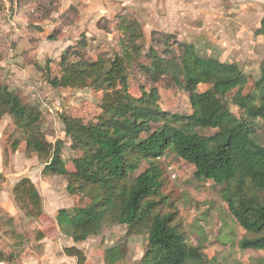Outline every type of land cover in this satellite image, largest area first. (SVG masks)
I'll list each match as a JSON object with an SVG mask.
<instances>
[{
    "label": "trees",
    "instance_id": "16d2710c",
    "mask_svg": "<svg viewBox=\"0 0 264 264\" xmlns=\"http://www.w3.org/2000/svg\"><path fill=\"white\" fill-rule=\"evenodd\" d=\"M132 12L124 6L112 18L119 47L112 58L99 55L89 60L77 54L73 59L66 53L69 63L61 73L47 76L53 88H83L90 83L102 94L97 121L61 115L71 149L80 152L72 159L73 169L66 167L61 142L53 145L45 138L39 110L24 104L0 81V116L13 118L26 147L43 160L42 173L63 176L69 195L88 199L85 205L58 209L59 231L80 242L110 225H124L127 236L146 233L147 248L137 264L210 262L203 244L186 241L178 209L160 210L169 197L163 193L159 159L171 152L193 166L195 177L220 186L228 211L246 232L238 241L239 249L264 251V145L250 137L248 122L238 121L218 97L236 90L232 104L245 109L248 118L260 119L264 128V50L260 76L253 89L243 94L240 91L249 77L236 64L203 57L191 42L180 41L173 33L152 30L145 53L149 63H140L143 46L134 42ZM254 33L264 42V15ZM138 75L151 86L134 96L128 90L129 77ZM162 79L188 94L191 113L161 109L156 83ZM200 84L211 88L200 92ZM199 129L213 132L203 134ZM12 193L27 217L42 215V197L30 178H20ZM168 206L173 208V203ZM6 220L11 227L12 217ZM63 253L75 257L76 264L86 261L74 245L64 247ZM123 254L119 245L106 248L104 264L118 263ZM11 258L0 253V261Z\"/></svg>",
    "mask_w": 264,
    "mask_h": 264
},
{
    "label": "rangeland",
    "instance_id": "374dc122",
    "mask_svg": "<svg viewBox=\"0 0 264 264\" xmlns=\"http://www.w3.org/2000/svg\"><path fill=\"white\" fill-rule=\"evenodd\" d=\"M123 6L135 15L134 42L143 46L140 63H149L145 53L150 33L157 29L173 33L180 41H191L203 57L236 64L249 77L240 91L243 94L253 89L260 76L264 42L254 33L262 13L260 0H11L8 8L0 3V81L24 104L39 110L43 134L53 145L61 142L69 170L80 152L71 149L61 115L97 121L102 94L90 83L83 88H53L47 76L59 75L69 55L73 59L77 54L89 60L99 55L112 58L119 49L112 18ZM129 78L128 90L134 96L151 86L142 76ZM156 86L161 109L191 113L186 92L165 79ZM209 88L211 84H200L198 91ZM234 92L218 97L238 121L248 122L250 137L264 145L261 120L248 118L245 109L232 104ZM23 138L9 114L0 116V173L4 176L0 180V253L12 255L0 264H76L75 257L63 253L64 247L72 245L83 251L84 264H104L105 249L114 245L124 251L116 264L139 263L147 248L146 233L127 236L126 227L115 224L97 236L73 242L59 231L58 209L85 205L88 199L69 195L63 176L43 174V160L26 147ZM14 141H18L16 148ZM159 161L164 171L163 193L169 197L160 210L178 209L186 241L203 244L212 259L206 264H264V251L239 249L238 241L246 232L228 211L220 186L195 177L193 166L174 153L164 154ZM22 177L30 178L42 197L43 213L38 218L27 217L14 200L12 188ZM7 217H12L11 227Z\"/></svg>",
    "mask_w": 264,
    "mask_h": 264
},
{
    "label": "crops",
    "instance_id": "0c3cea01",
    "mask_svg": "<svg viewBox=\"0 0 264 264\" xmlns=\"http://www.w3.org/2000/svg\"><path fill=\"white\" fill-rule=\"evenodd\" d=\"M124 7V6H123ZM122 8V7H121ZM120 8V9H121ZM129 9H131L130 7H128ZM119 9V10H120ZM260 10H262V13H261V15H260V19H261V17L264 15V0H260ZM115 15V14H114ZM259 26V25H258ZM198 32H200V31H198ZM260 38H262L261 36H260ZM189 42H191V41H189ZM75 246H77V245H75Z\"/></svg>",
    "mask_w": 264,
    "mask_h": 264
},
{
    "label": "built area",
    "instance_id": "2783aa9c",
    "mask_svg": "<svg viewBox=\"0 0 264 264\" xmlns=\"http://www.w3.org/2000/svg\"><path fill=\"white\" fill-rule=\"evenodd\" d=\"M11 0H0V3L4 5L6 8L9 7Z\"/></svg>",
    "mask_w": 264,
    "mask_h": 264
}]
</instances>
